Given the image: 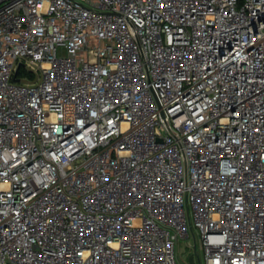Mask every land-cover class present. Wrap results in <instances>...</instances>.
Here are the masks:
<instances>
[{
  "label": "built area",
  "instance_id": "2783aa9c",
  "mask_svg": "<svg viewBox=\"0 0 264 264\" xmlns=\"http://www.w3.org/2000/svg\"><path fill=\"white\" fill-rule=\"evenodd\" d=\"M180 239L264 264V0H0V264Z\"/></svg>",
  "mask_w": 264,
  "mask_h": 264
},
{
  "label": "rangeland",
  "instance_id": "374dc122",
  "mask_svg": "<svg viewBox=\"0 0 264 264\" xmlns=\"http://www.w3.org/2000/svg\"><path fill=\"white\" fill-rule=\"evenodd\" d=\"M190 255L194 256L195 263L198 264L199 260L202 262L203 252H202L200 244L197 242V248H196V252H195L193 247L188 246V241L186 239L178 240L175 244V257H176V259L178 261L182 262L183 264H190L188 262V257Z\"/></svg>",
  "mask_w": 264,
  "mask_h": 264
},
{
  "label": "water",
  "instance_id": "95a60500",
  "mask_svg": "<svg viewBox=\"0 0 264 264\" xmlns=\"http://www.w3.org/2000/svg\"><path fill=\"white\" fill-rule=\"evenodd\" d=\"M16 73H17V72H15V75H16ZM188 262H189L190 264H195V262H194V260H193V255H190V256L188 257Z\"/></svg>",
  "mask_w": 264,
  "mask_h": 264
}]
</instances>
